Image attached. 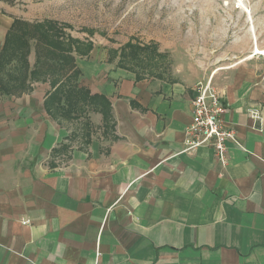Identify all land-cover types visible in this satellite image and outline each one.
<instances>
[{
  "label": "crops",
  "instance_id": "crops-1",
  "mask_svg": "<svg viewBox=\"0 0 264 264\" xmlns=\"http://www.w3.org/2000/svg\"><path fill=\"white\" fill-rule=\"evenodd\" d=\"M257 64L242 60L213 82L236 139L225 167L209 147L184 152L199 82L136 80L108 58L87 77L76 63L79 86L104 96L113 119L103 133L93 112L101 135L81 143L46 113L48 83L0 93V264H264ZM61 145L67 154L54 156Z\"/></svg>",
  "mask_w": 264,
  "mask_h": 264
},
{
  "label": "rangeland",
  "instance_id": "rangeland-1",
  "mask_svg": "<svg viewBox=\"0 0 264 264\" xmlns=\"http://www.w3.org/2000/svg\"><path fill=\"white\" fill-rule=\"evenodd\" d=\"M242 3L237 0H0V53L6 39L12 46H7L9 50L29 47L26 59L29 70H33L37 58L47 60L49 49L46 40L34 31V25H40L46 31L57 29L90 45L92 50L87 56L72 54L78 65H86L87 77L94 75L108 58L114 69L133 74L137 79L156 78L194 85L212 77L217 87L222 74L242 60L254 59L264 68V57L254 55L255 42L250 31L253 25L257 47L264 49V0H242ZM15 22L17 26L10 32ZM119 63L124 69L118 68ZM14 66L17 73L18 61ZM103 70L112 71L111 67ZM96 122L92 110L87 116L68 122L66 127L71 130L72 141L81 143L88 129L89 138L91 135L99 138L100 127L95 126Z\"/></svg>",
  "mask_w": 264,
  "mask_h": 264
},
{
  "label": "trees",
  "instance_id": "trees-1",
  "mask_svg": "<svg viewBox=\"0 0 264 264\" xmlns=\"http://www.w3.org/2000/svg\"><path fill=\"white\" fill-rule=\"evenodd\" d=\"M16 26L17 22L12 25L10 32L15 30ZM34 31L37 32L38 37L42 36L47 42L49 47L45 56L47 60L37 58L34 62V69L29 70L26 59L29 47L9 50L8 47L12 46L7 44L8 39H6V44L0 53V93L8 96L20 94L32 90V84L48 83L50 92L44 100V109L52 119L59 123L64 121L68 123L87 116L89 110H92L102 117L103 133L112 129L113 119L109 102L104 96L92 95L87 88L80 87L78 84L81 72L72 54L75 53L80 57L87 56L92 50L90 45H84L57 29L46 31L40 28V25H34ZM23 46H26V42ZM15 61L19 64L17 73L14 66ZM118 68L124 69L121 63ZM136 80L140 79L136 78ZM86 127L88 129L89 124ZM87 132L86 142L90 135ZM67 149L68 146L61 145L53 152V155H65Z\"/></svg>",
  "mask_w": 264,
  "mask_h": 264
},
{
  "label": "built area",
  "instance_id": "built-area-1",
  "mask_svg": "<svg viewBox=\"0 0 264 264\" xmlns=\"http://www.w3.org/2000/svg\"><path fill=\"white\" fill-rule=\"evenodd\" d=\"M255 55V54H254ZM212 77L199 82L194 87L191 101L192 116L185 130L184 152H191L199 147H209L221 167L227 164V143L236 145L233 131L222 125V116L226 108L221 93L213 85ZM257 120V115H252Z\"/></svg>",
  "mask_w": 264,
  "mask_h": 264
},
{
  "label": "bare ground",
  "instance_id": "bare-ground-1",
  "mask_svg": "<svg viewBox=\"0 0 264 264\" xmlns=\"http://www.w3.org/2000/svg\"><path fill=\"white\" fill-rule=\"evenodd\" d=\"M237 1H238V3H239L240 5H243L242 0H237ZM247 14H248V18H249V20H250V22H251V16H250V13L248 12ZM250 31H251V34H252L251 36L253 37L252 39H253V41L255 42V48H254V50H255V54L264 57V49H259V48L257 47V44H256V36H255V32H254V27H253V25L250 27Z\"/></svg>",
  "mask_w": 264,
  "mask_h": 264
}]
</instances>
